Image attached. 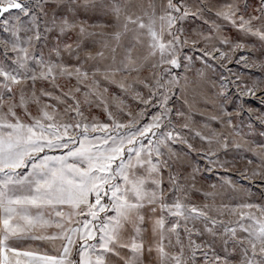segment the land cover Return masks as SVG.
<instances>
[{"label": "snow or ice", "instance_id": "6c2138e0", "mask_svg": "<svg viewBox=\"0 0 264 264\" xmlns=\"http://www.w3.org/2000/svg\"><path fill=\"white\" fill-rule=\"evenodd\" d=\"M0 264H264V0H0Z\"/></svg>", "mask_w": 264, "mask_h": 264}, {"label": "rangeland", "instance_id": "374dc122", "mask_svg": "<svg viewBox=\"0 0 264 264\" xmlns=\"http://www.w3.org/2000/svg\"><path fill=\"white\" fill-rule=\"evenodd\" d=\"M234 67V70H236L237 66H233ZM241 71H245L244 69H240ZM255 103V106H259L258 105V102H254ZM257 139H259V137H257ZM241 164H243V162H241ZM233 178L234 179H239L238 175L234 172L233 173ZM242 183H247V181H241Z\"/></svg>", "mask_w": 264, "mask_h": 264}]
</instances>
